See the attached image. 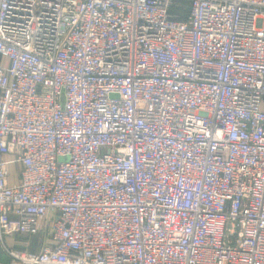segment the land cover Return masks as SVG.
Segmentation results:
<instances>
[{
  "label": "built area",
  "instance_id": "obj_1",
  "mask_svg": "<svg viewBox=\"0 0 264 264\" xmlns=\"http://www.w3.org/2000/svg\"><path fill=\"white\" fill-rule=\"evenodd\" d=\"M0 242L264 264V0H0Z\"/></svg>",
  "mask_w": 264,
  "mask_h": 264
},
{
  "label": "crops",
  "instance_id": "obj_2",
  "mask_svg": "<svg viewBox=\"0 0 264 264\" xmlns=\"http://www.w3.org/2000/svg\"><path fill=\"white\" fill-rule=\"evenodd\" d=\"M14 180V179H13ZM36 238H29L23 235H7L5 237V244L9 246H18V247H31L35 250L39 249V245L36 243ZM0 264H10V258L6 252L4 245L0 242Z\"/></svg>",
  "mask_w": 264,
  "mask_h": 264
},
{
  "label": "trees",
  "instance_id": "obj_3",
  "mask_svg": "<svg viewBox=\"0 0 264 264\" xmlns=\"http://www.w3.org/2000/svg\"><path fill=\"white\" fill-rule=\"evenodd\" d=\"M174 7L176 8L175 10H180V12H181V14H182L183 17H186L187 16V10H185V9H183L181 7H176V6H174Z\"/></svg>",
  "mask_w": 264,
  "mask_h": 264
},
{
  "label": "rangeland",
  "instance_id": "obj_4",
  "mask_svg": "<svg viewBox=\"0 0 264 264\" xmlns=\"http://www.w3.org/2000/svg\"><path fill=\"white\" fill-rule=\"evenodd\" d=\"M173 9L175 10L176 8L174 7Z\"/></svg>",
  "mask_w": 264,
  "mask_h": 264
}]
</instances>
